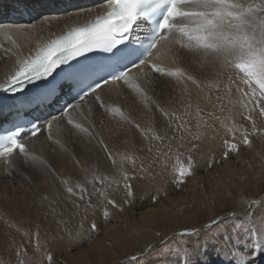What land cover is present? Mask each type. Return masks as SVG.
<instances>
[{
  "label": "bare ground",
  "instance_id": "obj_1",
  "mask_svg": "<svg viewBox=\"0 0 264 264\" xmlns=\"http://www.w3.org/2000/svg\"><path fill=\"white\" fill-rule=\"evenodd\" d=\"M244 2L260 4L264 3V0H244ZM103 4L104 0H0V24L5 26L9 24L29 25V27L20 30L15 28L10 30L7 27L0 29V84H4L15 73L19 67V61L30 58L39 48L74 26L85 24L97 16L103 15L106 12ZM260 15H264V12H261ZM140 31L141 29L136 30L137 37ZM182 43H184L182 38L174 33L169 40L162 41L160 45H157L151 57L152 63L162 67L165 71L182 69L184 75L180 79L157 74L152 70L151 65L146 64L138 73L139 82L145 90L146 98H142L120 82L103 85L97 91L104 107H101L100 101L90 95L85 98L80 109L72 111L74 123L88 128L90 134L80 132L74 126L69 125L64 117H60L53 121L51 138L45 128L41 127V131L35 137L30 135L23 141L29 155L39 157L44 163L32 162L30 159L26 161V158L18 152L14 153L11 158V167L3 159H0L1 189L6 193V199L11 202V206L16 207L13 199L20 196L24 200V206L47 208L50 201L41 199V196L45 195L46 198L55 200L54 210L57 212L56 216L61 220L74 216L84 222H94L101 229L107 226L105 221L107 217L104 216V212L105 210L108 212V207L111 204L100 203L99 195L97 194V198L94 197L93 186L97 189L101 188L97 177L106 178L104 187L107 193L110 189L117 191L114 196L108 194V199L115 201L116 204H123V197L126 193L122 187L123 180L119 181L120 186L113 182L119 179L117 168L120 166L122 157L128 156L135 159L136 168L143 167L145 169L143 172L137 171L135 178L131 181L133 189L142 190L146 189L149 184L141 178L153 180L161 172L169 173L182 165L186 166L189 155L186 149L195 142L199 147L197 151L191 153L197 162L193 174L195 177L199 175L200 171H203L208 165L209 159H212L209 156L211 142L215 139L219 140L225 135L222 121L228 126L235 121V114L239 109V97H236L231 85L222 82V80L220 83L216 81L218 79V74L215 75L217 72L211 74L210 60L218 64L219 67L222 64V58L216 59L202 53H193L181 47ZM132 73L136 74L137 70L133 69ZM189 76L193 77L195 82L188 79ZM69 88L70 86L66 83L59 84L62 95L47 106L49 109L40 108L39 101H35L33 96L29 95V98L25 100L29 101L30 99L32 107L38 106L36 110L32 111L33 113L37 111V114L32 115L39 117L42 121H47L59 113L56 106L59 107L66 103L63 98L66 97ZM13 106H16L15 102L6 106L0 104V127L10 121L12 115L10 109L12 112L23 109L19 106L13 109L11 108ZM113 108H119L122 115L113 113ZM161 109L167 111L169 116L165 117ZM197 109H199L203 120L207 122V129L203 139L192 141L190 133L197 131ZM172 113L175 115L173 116ZM229 115L231 119L224 121L225 116ZM210 117H219L220 119L214 120ZM180 124H186L187 129H180ZM136 125L140 127L137 128ZM200 130L205 131L204 128ZM156 135H160L163 139L156 140L154 138ZM261 137L251 142L248 150H240L238 154L234 155L235 159H232L233 156L229 154V158L221 159V164L214 162L213 168L221 166L220 176L224 178V182L225 178L228 181L233 179L247 165H253L255 163L253 155L259 154L264 157V144L261 143L263 139ZM170 142L172 144L171 151L168 149ZM181 143L184 144V147L178 148L177 145ZM105 145L117 160L116 166H113L111 160L108 159ZM162 153L167 155L161 156ZM157 157L167 160L166 171H162L158 161L153 163ZM149 164H152L151 168L148 167ZM123 168L129 174L133 173L131 161H124ZM205 171L207 173L208 169ZM207 175L213 178L212 172H208ZM262 178H264V164L243 184L252 185L261 181ZM62 179H67L71 183L74 193L78 197H80L79 186L86 188L85 201L90 196L91 203L97 206L89 208L85 212L84 201L75 198L77 200H73V208H77V204L80 207L71 214L62 213L66 209ZM200 179L201 176L196 177L197 181ZM195 183L196 181L191 185ZM240 186L236 187V191L243 192ZM191 191H187L190 198L189 205L191 203L198 205L200 202L206 203L207 201L210 203L211 200L218 199L215 198L217 196H212L213 194L203 196L201 193L193 197ZM228 193L230 195L232 192L226 190V194ZM239 197H243V194ZM132 199L135 203L133 205L142 210L143 216L147 212L148 215L144 216L148 217L146 218L147 222H157L162 215L170 217L173 208H175L174 212L182 208L176 202L170 206L174 202L171 197H163L159 206L144 203V199L142 200L140 196H135ZM247 205V203L240 204L238 202L235 212L240 216H248L256 228L264 226V207H252L250 211ZM176 207L180 209H176ZM254 208L255 214L252 211ZM110 218L117 219L118 216L112 214ZM41 223V231L44 232L47 226L44 221ZM192 225L194 222L179 225L175 231L190 229ZM113 236L110 238L112 247L113 243L124 241V237L122 238L118 232ZM189 238L190 241H195V238ZM260 242H264V240ZM105 244L102 247L95 246L96 255L103 258L106 256L116 257L114 250L109 251ZM53 252L55 253V250ZM248 260L253 261L254 264H264V255L248 256Z\"/></svg>",
  "mask_w": 264,
  "mask_h": 264
},
{
  "label": "snow or ice",
  "instance_id": "obj_2",
  "mask_svg": "<svg viewBox=\"0 0 264 264\" xmlns=\"http://www.w3.org/2000/svg\"><path fill=\"white\" fill-rule=\"evenodd\" d=\"M103 7L106 12L103 16H97L93 21L84 24L83 26L73 27L66 34L52 39L47 44L39 48L35 56L26 60L19 61V67L13 75L4 84H0V90L5 92L15 93L21 89L25 81L40 80L51 76L61 65L68 64L69 61L75 60L85 53L102 50L112 53L113 56L119 57L114 65L108 66L106 75L100 76L98 79H92L91 83L87 84V90L81 88L73 98L74 102H67L62 107L59 113L50 117L47 121L33 122L27 129L16 127L15 130L9 131L6 135L0 136V159H3L9 167L12 166V156L14 153H20L26 161L30 159L32 162L44 163L39 157L30 156L26 145L22 143L23 135L30 134L35 137L44 127L51 138V129L53 121L64 117L69 125L74 126L82 133L90 134L88 128L83 127L79 123H74L72 119V111L81 108L88 96H94L97 101H100L101 107H104L103 101L98 94V89L103 85L123 83L132 91L136 92L142 98H146L144 88L139 82L138 73L142 71V66L149 64L152 70L160 75L175 77L180 79L183 77V70L176 68L171 71H165L162 67L153 64L149 59L153 56V49L157 48L162 41H167L172 34H178L184 43V47L193 53H202L205 56H212L216 59L223 58L224 61L232 65L235 69L243 74V82L252 90L251 93L245 91L243 97L257 98V89L259 90V98H264V3L253 4L245 3L244 0H104ZM141 22L150 24V31L146 37V43H143L137 37L136 42L140 43V47H134L132 37L136 29L141 27ZM7 27L8 29L15 28L16 30L25 29L29 25H2L0 29ZM179 43V41H178ZM123 46V47H121ZM116 50L115 52L113 50ZM126 61V62H125ZM136 69L137 73L133 74L132 70ZM193 80V77H187ZM193 82H195L193 80ZM253 85L255 87H253ZM230 91V89H229ZM251 102V101H249ZM71 110V111H70ZM113 113H121L119 108H113ZM162 114L167 117L169 113L161 109ZM261 114H264V108L260 109ZM174 116L175 113H172ZM197 131L190 133L192 141H199L204 138L207 129V122L200 116V111H196ZM214 120H219V117H210ZM126 119V118H125ZM231 119V116H225L224 121ZM247 120L252 122L253 133L259 131L256 127L252 116L248 115ZM130 122V121H129ZM225 135H232L235 139V133L238 131L235 123L229 127L223 122ZM139 128V125H136ZM180 129H187L186 124H180ZM204 128L205 131L200 129ZM156 140H162L163 137L156 135ZM183 140V137H181ZM57 143H59L57 141ZM242 143L250 145L249 133L247 130L242 133ZM178 148L184 147L181 143ZM198 144L193 142L190 148H187L189 155L187 156L188 164L175 169L177 176L180 178L177 183H183L185 176H191L197 167L196 160L193 159L192 152L198 150ZM225 147L232 152L238 154V144L225 141ZM108 159L111 160L113 166L117 165V160L113 153L107 150L104 146ZM172 144H168V149L171 151ZM166 156V153L160 154ZM228 152H224L227 157ZM124 161H131L133 173L129 174L124 168ZM166 171L167 160L157 157L153 163H157ZM77 163H79L77 161ZM149 168L152 164L148 165ZM137 171L143 172L145 169L136 168L135 159L124 156L121 158L120 166L117 168L119 179L113 182L120 186L119 181L122 179V187L126 191L127 197H132L131 181L135 178ZM101 188L97 189L93 186L94 192L98 193L100 203L111 204L114 207H119L113 200L108 199L106 191L105 179L97 177ZM67 183L66 181L64 182ZM68 193L75 194L72 187L66 188ZM80 200L84 201V211L89 208H94L97 205L91 203V197L85 201L84 193L86 188L79 187ZM80 207L79 204L76 205ZM234 216L235 213L229 214ZM104 216H108L107 210ZM92 230L97 228L93 222ZM242 224L233 225L232 233L236 236L241 229ZM213 229H215L213 231ZM227 230V225L223 223L221 218L214 219L205 225L203 232L191 229H185L180 232V236H188L191 234L195 239L204 243L205 241L212 243L219 240L220 235ZM249 235L257 239L250 253L244 249L237 248L235 244L231 247H221L219 255L223 260V264H254L248 260V256L264 255V226L256 228L253 225ZM183 249L188 248L189 241L184 240L179 242ZM174 249L169 248V251ZM187 254V253H185ZM147 255V252L145 253ZM48 261L51 262L53 257L48 254ZM133 260L137 257L133 256Z\"/></svg>",
  "mask_w": 264,
  "mask_h": 264
},
{
  "label": "rangeland",
  "instance_id": "obj_3",
  "mask_svg": "<svg viewBox=\"0 0 264 264\" xmlns=\"http://www.w3.org/2000/svg\"><path fill=\"white\" fill-rule=\"evenodd\" d=\"M221 60L222 64L219 67L218 64L210 60L211 74L217 72L215 74H218L216 81L220 83L222 80V82L231 85L236 97H239V109L236 111L234 121L238 131L235 133V139L232 135H224L219 140L215 139L211 142L209 156L212 159H209L205 169H208L207 173L212 172L213 178L207 175L205 169L196 175V177L201 176L199 181L193 174L185 176L183 183H177L176 181L180 178L176 171L161 172L153 180L141 178L149 186L142 190L132 188L131 200L125 193L124 205L117 204L119 207L113 205L108 207L109 217L107 216L105 219L107 226L100 229L95 223L97 225L95 230L91 228L92 223L81 221L74 216L61 220L56 216L57 212L54 210L55 200L46 198L45 195H42L41 199L50 201L47 208L24 206V200L20 196L13 199L16 203V207L13 208L11 202L7 201L6 193L1 189L0 184V264H223L219 255L221 247L228 248L235 244L237 248L250 253L254 244L258 242L254 236L248 234L252 230L253 224L248 216H240L235 210L238 202L240 204L247 203L250 211L252 207H264V178L252 185L243 184L264 164V157L259 154L253 155L255 158L253 165H247L241 169L230 181L225 178V182L224 178L220 176L221 166L218 165L217 168H213V166L214 162L221 164V159H227L230 155L233 156L232 159H235L234 155L237 152L227 149L225 141L237 143L238 152L249 149L250 145L242 143V133L245 130L249 133L251 142L260 139L262 136L261 143L264 144V114L260 112V109L264 108V98H260L257 102L260 95L258 89L257 98L243 97V92L251 93L252 89L243 82V74L239 70L226 63L223 58ZM253 87L255 86L253 85ZM248 115L252 116V120L255 121L259 131L253 133L252 122L247 120ZM231 126L232 124L229 127ZM225 151L228 152L227 157L224 156ZM218 159L220 160L218 161ZM195 181L196 183L191 185ZM61 184L66 206L62 213L71 214L77 210V208H73V200L80 198L67 192L66 188L72 187L67 179H62ZM239 186L243 192L236 191V187ZM110 190L108 192L110 196L117 194L115 189ZM186 190H194L191 191L193 197L201 193L203 196L213 194L212 196H217L215 198L218 199H213L210 203L207 201L206 203L200 202L198 205L193 203L189 205L190 198ZM226 190L232 193L226 194ZM94 193V197L97 198L98 193ZM242 194L243 197L240 198L239 196ZM135 196L142 197L144 203L153 206H159L163 197H171L174 202L170 206L176 202L182 208L175 212V208H173L170 217L162 215L157 222H147L146 218L148 217H144L148 215L147 212L143 216L142 210L133 205L135 203L132 198ZM176 209L180 208L176 207ZM252 211L255 214V208ZM231 213H235V215L230 216ZM112 214H116L118 220L110 218ZM217 218L222 219L223 223L227 225V230L220 235L219 240L212 243L207 241L202 243L197 239L190 241L189 237L194 238L191 234L188 236L178 235L185 229L175 231L179 225L194 222L190 229L203 232L205 225ZM40 220L46 223L47 228L44 232L41 231L42 223ZM239 224H242L243 228L234 236L232 233L233 225ZM117 232L122 238L124 237V241L113 243L112 247L110 246V238L114 237L113 234ZM184 240L189 241L187 249L180 247L179 242ZM104 244L109 251L114 250L116 257L106 256L103 258L96 255L95 246L102 247ZM147 244L149 245L145 248ZM169 248L174 250L169 251ZM146 252L147 255H145ZM49 253L53 257L51 262L47 259ZM133 256H136L137 259L133 260Z\"/></svg>",
  "mask_w": 264,
  "mask_h": 264
}]
</instances>
